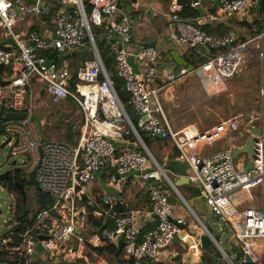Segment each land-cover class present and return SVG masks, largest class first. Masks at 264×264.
Wrapping results in <instances>:
<instances>
[{
    "label": "built area",
    "instance_id": "built-area-1",
    "mask_svg": "<svg viewBox=\"0 0 264 264\" xmlns=\"http://www.w3.org/2000/svg\"><path fill=\"white\" fill-rule=\"evenodd\" d=\"M145 1L0 0V78L5 82L0 83V113L2 109L33 112L35 86L39 83L54 103L69 101L77 105L79 117L74 120L75 128L80 130L76 145L64 140H43L30 116L5 119L0 115V142H7V157L16 161L13 167L26 173L36 167L41 190L55 198L54 207L39 214L24 231L0 237V257L8 250L19 257L21 262L16 264H32L36 250L33 238L38 230L48 236L43 241V253L49 252V264L55 259L59 260L55 264H93L88 258L93 247L117 244L120 239L126 254L135 261L158 260L179 229L169 200L171 192L154 184L169 178L148 152L141 135L145 132L161 134L176 145L178 158L189 164L190 180L207 197L214 214L234 229L240 264H264V113L251 109L226 116L210 126L194 122L181 125L161 95L189 77L198 78L209 94L222 92L225 82L241 72L250 44L255 43L261 47L263 84L259 91L264 99V45L257 43L264 38V32L241 43H236L235 31L229 30L224 36L209 34L195 20L180 17L182 3L174 0L163 26H169L171 41L188 49L197 45L208 50L209 46L224 48L221 54L196 68L180 65L170 71L160 67L161 54L156 46L139 47L134 42L131 11L140 9ZM216 2L218 16L226 19L252 6V0ZM193 4L197 7L200 0ZM55 8L58 9L54 13ZM30 16L42 22L43 29ZM94 27L99 28L100 36L107 34L115 71L130 94L131 105L139 116L137 123L115 89ZM8 39L14 44H1ZM66 49L68 53L87 49L91 55L72 73L69 60L59 62L51 56ZM248 126H258L263 131L254 134V168L245 170L237 164L233 150L244 146L251 133ZM218 142L223 145L218 147ZM150 163L154 164L151 168ZM107 167L114 169L110 184L120 192L133 178L148 186L152 202L149 214L155 227L144 236H140L142 226L138 221L141 210L116 218L115 229H103V241L98 228L93 227L96 220L113 217L111 210L91 211L87 206L91 186L97 181L95 174ZM54 210L56 213L52 214ZM0 264L12 263L0 260Z\"/></svg>",
    "mask_w": 264,
    "mask_h": 264
},
{
    "label": "crops",
    "instance_id": "crops-1",
    "mask_svg": "<svg viewBox=\"0 0 264 264\" xmlns=\"http://www.w3.org/2000/svg\"><path fill=\"white\" fill-rule=\"evenodd\" d=\"M196 1L197 0H194L193 2ZM173 2L174 0H146L140 9L131 11V14L134 17V25L137 23V25L133 27L134 42L139 47H143L144 45L147 46L148 44H155L161 54L160 67L166 68L170 71L181 65L182 62L179 63L178 60L185 59L184 55L188 51V48L186 46L174 43L173 41L170 40L169 26L166 29H163L165 23L164 18L166 15L168 16L171 14L172 12L171 6ZM259 3L260 0H252V7H259ZM185 5H190V4L187 3ZM191 5L194 6L193 3ZM199 6L205 12V16L203 17L201 15V11L199 9L200 16L197 19H195V21L201 23L203 19L204 23L201 24L202 26L218 27L220 25H224V27H228V32L229 30L236 32L237 39L240 38L241 40L243 39L245 41H248L254 37H258L262 32H264V30L261 32L259 31L257 32L256 27L253 28V25L250 26V24L245 23V22L251 23L253 20H255L256 17H259L258 10H256L255 13H253L249 9L243 13L235 15L229 19H226L218 16L216 0H200V4L197 7ZM182 7L183 4L181 5L180 9ZM135 34L137 37H135ZM258 42L260 46H263L264 38L259 39L257 43ZM257 45L258 44L255 43L250 44V51L246 55V59L243 64L241 72L236 77L227 80L224 84L225 85L224 90H222V92L220 93L209 94L204 88H202L199 79L196 77H189L182 83H177L174 86H170L169 89L162 91L161 95L163 102L166 107L173 110L175 115V121L177 122V124L182 125L186 122H194L202 126H210L211 124L213 125L214 123L213 121L216 120L214 116H219L220 114L217 110V106L215 105L217 99H220L221 97H227L229 94H231L232 89H234V91H237L239 86L241 87L245 86L246 83H249V85L252 84L255 85V89L253 91L255 93H258L257 82L258 83L260 81L263 82V66L261 59L259 57V51L261 50L260 49L261 47H258ZM222 52H223L222 48L214 51L211 50V53L214 54V56L219 55ZM67 53L62 55L61 52V56L63 57ZM90 55L91 54L89 50L87 49L85 51L80 50L81 62L86 58L90 57ZM200 88L202 89L201 92L199 91ZM35 89L36 92H34V95L35 94L36 95L34 99L37 103L36 102L34 103V111L38 112L43 117H45L48 111H50L49 110L50 106L54 107V110L58 111L57 113L59 112L70 113L71 116H66L63 121L66 126V129L70 122H72L74 119L79 117L78 107L77 106L74 107L71 102L65 101L59 104L54 103L51 97L46 93V91L39 83H36ZM37 104L38 106H40V111H37L36 109ZM200 109H203V112H199ZM203 113H207V114H203ZM229 115L230 114L227 113L226 115H222V116L220 115L221 117L218 118L219 120H221ZM54 139L58 140V138L56 137H54ZM132 140L134 143H136L135 137ZM118 145L120 144L118 143ZM216 145L219 147L222 146L223 144L222 142H218ZM145 146L148 148V152L151 153L156 158L160 166L166 172L167 177L169 178V179H164L162 182H156L154 184L161 185L162 188L171 192L172 196H179L183 201L182 204H173L174 220L181 221L191 218L195 222V225H197L196 222L199 223V225H201L202 224L201 217L200 218L197 217V215L194 213V211L188 206V204L185 201V198L187 199L189 197H192L194 193L199 194L200 192L198 188L194 185V183L190 180L189 164L185 160H181L178 158L179 151L176 145L172 142V140L164 139L161 142H152L150 146H147L145 144ZM174 162H177V165H184L183 169L186 167L185 170L187 172V177L180 176L179 172L176 170L178 166L173 165ZM11 164L12 163H10V165ZM153 166L154 164L150 163L149 167L151 168ZM10 168L12 170L17 169V167L15 166L14 167L11 166ZM113 170L114 169L112 167H107L103 171H101L100 175L105 182L110 183ZM176 183H179L177 184L178 186L175 185ZM0 184H2V182H0ZM30 186L34 187L31 184ZM5 188L7 187L5 186ZM91 189H92L91 192H89V194L91 193L90 199L88 200L90 204L95 202L97 194L100 193L103 195V191L100 188L98 180L92 184ZM14 195L16 199V194ZM121 195L123 197V200L121 201H126L127 205L130 204L134 205L135 206L134 210L142 211L140 217H138V221L142 226L141 231L144 229L150 231L152 228L155 227V222L153 221V219L149 214L151 210L152 202L150 199V192L147 185L145 186L144 184L138 182L135 178H133L131 180V183L127 186L126 190L124 192H121ZM117 199L118 198L116 197H111L108 203L113 204ZM12 210H14L15 213L16 211L15 205L12 207ZM5 222H7V229L5 233L0 235V237L10 236L11 233L14 231L13 226L16 224V221L5 220ZM93 224H94L93 225L94 228H98L99 220H96ZM217 230H220V228H217ZM218 242L220 243V240ZM229 245H230L229 249H222L219 248L220 245L218 243L212 244L210 249H208V251H205V254H207V264H240L241 255L238 253L239 249L237 245L232 242H230ZM109 246L119 247L120 243L118 242L117 244H110V245L103 244L95 248L93 247V249H91L88 253L89 262L93 264H131L132 260H134L133 258H131L126 254L124 250V244L122 245L121 248L119 247L120 249L124 250V254L121 256L123 262H119L118 260L115 259V257H112L109 261L102 255L98 254L97 251L98 249ZM177 246L178 244L172 242L168 247H166L163 250L158 260L156 261L142 260L140 262L136 261L135 264H173L171 258L175 255ZM6 251L8 253L7 254L2 253L1 255L2 258L0 257V260H3L4 262L5 261L9 262V260H7V257L8 256L11 257V255L15 257V255L13 254L10 255V252L8 250ZM41 261H43L44 264H49V261L45 262L43 259ZM82 263L84 264L85 262L82 261Z\"/></svg>",
    "mask_w": 264,
    "mask_h": 264
},
{
    "label": "water",
    "instance_id": "water-1",
    "mask_svg": "<svg viewBox=\"0 0 264 264\" xmlns=\"http://www.w3.org/2000/svg\"><path fill=\"white\" fill-rule=\"evenodd\" d=\"M183 5L185 4H192L194 0H178ZM254 5V3H253ZM119 6L121 7V4L119 3ZM201 11V15L204 17L205 12L202 10V8L198 7ZM198 23V22H197ZM204 21L202 19L201 23H198L199 25L203 24ZM107 37V34H102L101 39L104 40ZM6 43H13L14 41L12 39H8L3 41L1 44L4 45ZM151 46H156L155 44H148ZM145 46V45H144ZM210 47V50H218L224 47ZM68 52V49L64 50L62 52V55ZM181 65L188 66L190 69H193L194 67L192 65H189L188 62L185 59L178 60ZM136 68V66H134ZM3 66H0V71H2ZM0 83H5L2 78H0ZM125 110H127L126 105H124ZM58 111L51 110L47 113L45 117L40 115L38 112L33 111L31 113L24 112V113H15V112H6L4 109L1 110V117L5 119H18V118H26L30 116L34 121H36L39 131L42 134V139L47 140L45 133V123L50 121V116H54ZM66 116H71L70 113L67 112H59V115L57 116L56 122L54 123L55 127L62 126V122ZM76 122L75 120L72 121L66 129V137L69 138L72 130L75 128ZM250 130V134H248L246 142L244 146L242 147H236L233 150V156L235 159H237V164L241 167H244L245 170H250L254 168V159H255V141L256 137L254 134L260 135L262 133V128L258 126H248ZM156 138L163 139V136L161 134H155ZM7 143V142H6ZM6 143L2 144V147L6 146ZM147 148V147H146ZM148 150V148H147ZM242 154V155H241ZM241 155V156H240ZM187 162V161H186ZM16 161H13L11 166L15 165ZM175 166L177 167V171L179 172L180 176L187 177V172L185 168L183 169L184 165H177V162H174ZM36 170L35 167L30 173H28V181L31 185L35 187L36 190L40 191L41 187L40 184L36 178ZM10 171L12 169L6 170L4 172H0V182H5L9 176ZM96 179L99 182L100 188L103 191V201L107 202L111 197H116L120 200H123V197L121 195V192L112 184L109 182H105L103 178L101 177L100 173L95 174ZM17 184L19 182H16ZM21 187L22 194L24 196V201L27 199V193L25 190V185L23 183H19ZM176 183L175 185L178 186ZM169 200L172 204H182L183 201L179 196H169ZM186 203L188 206L194 211V213L197 215V217H201L202 224L199 225V223L196 222L197 225H195V222L190 219L185 220H175V223L179 229L178 233L173 239V242L178 244L175 255L171 258V261L173 264H207V254H205V251H208L210 249L212 244H219V248L222 249H229L230 245L229 243L232 242L239 247V242L234 235V229L230 224L226 222V220L222 217H218L214 214L212 206L209 204L208 199L205 195L199 193H194L192 197L185 198ZM217 228H220V230H217ZM37 236L33 238V240L36 242V250L33 254V262L32 264H37V261L39 258L43 259L45 262L48 261L47 255L49 254L48 251H44L43 241L48 240V236L45 234H39V231L37 230ZM99 234L101 236L102 241L105 240V237L103 236V229H99ZM220 240V243L218 242ZM120 248L124 244L123 239L119 240ZM239 249V248H238ZM200 253V255H199ZM238 253L240 254V251L238 250ZM199 255V256H197ZM59 260L55 259L52 261V264L57 263Z\"/></svg>",
    "mask_w": 264,
    "mask_h": 264
},
{
    "label": "trees",
    "instance_id": "trees-1",
    "mask_svg": "<svg viewBox=\"0 0 264 264\" xmlns=\"http://www.w3.org/2000/svg\"><path fill=\"white\" fill-rule=\"evenodd\" d=\"M87 8L90 9L89 6ZM57 9L58 8L54 9V13L55 11H57ZM249 9L253 13H255V11L258 10L259 17H256L255 20H253L251 23L249 22H245V23L250 24V26L253 25V28L256 27L257 32L263 31L264 30V0H260L259 7L250 6L248 10ZM178 14L183 19L195 20L200 16V11L198 7H194L192 5H183V7L180 10H178ZM202 28L207 33L215 34L217 36H224L228 32V27H224V25H220L218 27L202 26ZM96 30H97L96 38H97L98 47H99L102 59L105 63V66L112 76L115 89L120 99L124 103V105H126L127 111L129 115L131 116L132 120L134 121V123H137L139 116L133 109V106L131 105L130 94L128 93L126 89L124 81L117 75L115 71V57L111 51L110 43L107 39H104V40L101 39V36L99 35V31H100L99 28H96ZM244 41L245 40L243 39L241 40L240 38H238L236 40V43H241ZM51 56L54 57L59 62L61 60H69L72 73H75L78 67L81 65L80 51L69 52L63 57L61 56V53H53ZM212 56H214V54H212L211 51H209L206 47L201 46V45H197V46L189 48L188 51L184 55L188 64L192 65L194 68L206 63ZM74 82H75V79H74ZM73 106H77V105L73 104ZM79 135H80V130L78 128H74L69 138L66 137V132H64L63 140L72 145H76L79 140ZM141 135L147 146H150L152 142H161L162 140L166 139V138L158 139L154 135L145 133V132H141ZM16 180L19 183H23L25 185V190L27 188V185L30 184L28 181L27 173L25 172L24 169H22V173L18 177H16L14 180L9 181V182L5 181V182H2V184H4L8 188L9 192L19 195V197L16 199V204H15L16 211L14 213V220L16 221V224L13 226V230L16 232H20V231H24L28 225L35 222L39 214H41L44 211L51 210L54 207L55 198L51 194L46 193L42 190L40 191L35 190L36 191L35 204L33 207H31L32 205L29 206V203H28V194H27L26 201H24V196L22 194L20 184L19 183L17 184ZM26 193H27V190H26ZM87 206L89 210L91 211H93L96 208L111 210L113 217L106 216L99 220V227H103V229H109V230L115 229L116 218L126 216L130 214L132 210L135 209L134 205H131V204L127 205L126 201H121L118 199L113 204H109L108 202L106 204V202L103 201V195L100 193L97 194L95 202L92 204L87 202ZM55 213H56L55 210L52 211V214H55ZM148 232L149 230L144 229L141 231L140 236L142 237ZM17 240H19L18 237H17ZM97 251H98V254L102 255L109 261L112 257H115V259L118 260L119 262H123L121 256L124 254V250L120 249L118 246L117 247L115 246L114 247H111V246L104 247V248L98 249ZM7 253H8L7 251L3 252V254H7ZM41 260L42 259L39 258L37 264H44L43 261ZM9 261L13 264L21 262L17 255H15V257L13 259H10ZM135 263L136 261L132 260L131 264H135Z\"/></svg>",
    "mask_w": 264,
    "mask_h": 264
},
{
    "label": "rangeland",
    "instance_id": "rangeland-1",
    "mask_svg": "<svg viewBox=\"0 0 264 264\" xmlns=\"http://www.w3.org/2000/svg\"><path fill=\"white\" fill-rule=\"evenodd\" d=\"M128 10V8H126ZM30 19L34 22V24L40 28L43 29V23L39 22L36 18L31 17ZM137 23L133 26L135 27ZM95 35L97 36V30L94 27ZM135 37L136 34H135ZM85 51V50H84ZM263 82H257L258 86V93H255L253 90L255 89V85H249V83H246L245 86H239L237 91H234L232 89L231 94H229L227 97H221L220 99H217L216 106L217 110L220 113L219 116H214L217 122L219 120L218 117H221L222 115H226L229 113L230 115L235 114L239 111L247 112L251 109H257L262 114L264 113V99L260 95V88ZM202 88L203 85H201ZM199 91L201 92L202 89L200 88ZM238 92V93H237ZM257 95V96H256ZM30 101H28L29 103ZM37 103V102H36ZM37 111H40V106L38 104L36 105ZM75 107V106H74ZM199 112H203V109H200ZM207 114V113H203ZM57 115V114H56ZM209 115V114H208ZM221 115V116H220ZM206 116V115H204ZM213 118V119H214ZM213 121L214 123H216ZM213 123V124H214ZM212 125V124H211ZM45 130H46V137L48 139H54V137L58 138V140H63V134L66 132V126L63 123L60 127H55L53 121H49L45 123ZM9 151V148L7 146L2 147V143L0 142V172H4L8 169H10L12 162V159L7 157V153ZM17 167V166H16ZM27 194H28V203L29 206L33 207L35 204V189L34 187L30 186L28 184L27 188ZM19 197V195L16 194V199ZM15 195L10 193L9 190L5 187H3L2 184H0V235L5 233L7 229V222L5 220H14V210H12V207L16 204Z\"/></svg>",
    "mask_w": 264,
    "mask_h": 264
},
{
    "label": "flooded vegetation",
    "instance_id": "flooded-vegetation-1",
    "mask_svg": "<svg viewBox=\"0 0 264 264\" xmlns=\"http://www.w3.org/2000/svg\"><path fill=\"white\" fill-rule=\"evenodd\" d=\"M49 106H50V104H49ZM49 110L51 111V110H54V107H52V106H50L49 107ZM49 112V111H48ZM57 114V115H56ZM56 114H54V116H50V121H53V123H55L56 122V119H57V116L59 115V113H56ZM64 121V120H63ZM64 122H62V124H63ZM22 173V168H18V169H16V170H12V171H10V173H9V176H8V178H7V180H6V182H9V181H12V180H14L16 177H18L20 174ZM22 177V176H21ZM16 182H18L17 180H16Z\"/></svg>",
    "mask_w": 264,
    "mask_h": 264
},
{
    "label": "clouds",
    "instance_id": "clouds-1",
    "mask_svg": "<svg viewBox=\"0 0 264 264\" xmlns=\"http://www.w3.org/2000/svg\"><path fill=\"white\" fill-rule=\"evenodd\" d=\"M27 175H28V173H27ZM4 186V185H3ZM5 187V186H4ZM98 229H100V227H98ZM103 229V228H102ZM99 231V230H98ZM39 260V259H38ZM49 261V260H48ZM54 261V260H53ZM38 262V261H37ZM51 263V262H50Z\"/></svg>",
    "mask_w": 264,
    "mask_h": 264
}]
</instances>
